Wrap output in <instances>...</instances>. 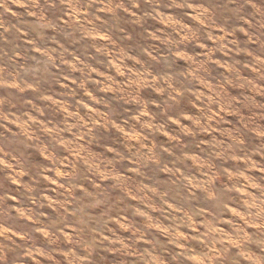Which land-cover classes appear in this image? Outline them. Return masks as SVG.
I'll use <instances>...</instances> for the list:
<instances>
[{"label":"rangeland","instance_id":"obj_1","mask_svg":"<svg viewBox=\"0 0 264 264\" xmlns=\"http://www.w3.org/2000/svg\"><path fill=\"white\" fill-rule=\"evenodd\" d=\"M0 264H264V0H0Z\"/></svg>","mask_w":264,"mask_h":264}]
</instances>
